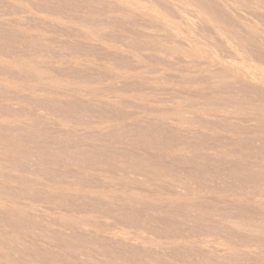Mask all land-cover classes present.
<instances>
[{
  "label": "rangeland",
  "instance_id": "374dc122",
  "mask_svg": "<svg viewBox=\"0 0 264 264\" xmlns=\"http://www.w3.org/2000/svg\"><path fill=\"white\" fill-rule=\"evenodd\" d=\"M0 264H264V0H0Z\"/></svg>",
  "mask_w": 264,
  "mask_h": 264
}]
</instances>
